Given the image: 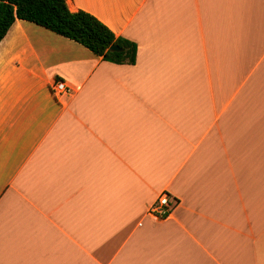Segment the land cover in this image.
<instances>
[{
    "label": "crops",
    "instance_id": "1",
    "mask_svg": "<svg viewBox=\"0 0 264 264\" xmlns=\"http://www.w3.org/2000/svg\"><path fill=\"white\" fill-rule=\"evenodd\" d=\"M67 1L137 61L1 40L0 264H264V0Z\"/></svg>",
    "mask_w": 264,
    "mask_h": 264
},
{
    "label": "trees",
    "instance_id": "2",
    "mask_svg": "<svg viewBox=\"0 0 264 264\" xmlns=\"http://www.w3.org/2000/svg\"><path fill=\"white\" fill-rule=\"evenodd\" d=\"M44 26L89 48L104 60L135 64L138 44L117 35L90 12L72 11L67 0H0V42L16 19ZM113 44L122 50H112ZM176 203L178 200H174Z\"/></svg>",
    "mask_w": 264,
    "mask_h": 264
},
{
    "label": "built area",
    "instance_id": "3",
    "mask_svg": "<svg viewBox=\"0 0 264 264\" xmlns=\"http://www.w3.org/2000/svg\"><path fill=\"white\" fill-rule=\"evenodd\" d=\"M52 90L55 94H63L69 91L68 86L63 80H56L52 85ZM176 202L168 192H162L157 200L151 205L149 213L156 218L163 219L170 215Z\"/></svg>",
    "mask_w": 264,
    "mask_h": 264
},
{
    "label": "water",
    "instance_id": "4",
    "mask_svg": "<svg viewBox=\"0 0 264 264\" xmlns=\"http://www.w3.org/2000/svg\"><path fill=\"white\" fill-rule=\"evenodd\" d=\"M111 49H112V50H117V51L122 50V48H121L119 45H117V44H113V45L111 46Z\"/></svg>",
    "mask_w": 264,
    "mask_h": 264
}]
</instances>
